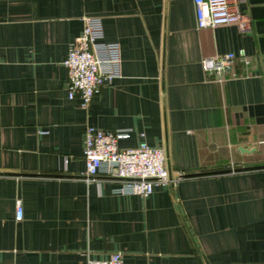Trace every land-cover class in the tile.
<instances>
[{"label":"crops","instance_id":"crops-1","mask_svg":"<svg viewBox=\"0 0 264 264\" xmlns=\"http://www.w3.org/2000/svg\"><path fill=\"white\" fill-rule=\"evenodd\" d=\"M231 4L245 31L196 28L192 0H0V264H264V0ZM84 16L121 58L85 108L61 65ZM225 52L250 63L217 81L200 60ZM86 124L143 133L182 177L145 198L86 183Z\"/></svg>","mask_w":264,"mask_h":264},{"label":"built area","instance_id":"built-area-1","mask_svg":"<svg viewBox=\"0 0 264 264\" xmlns=\"http://www.w3.org/2000/svg\"><path fill=\"white\" fill-rule=\"evenodd\" d=\"M196 28H213L235 25L245 31L248 23L244 15L231 4V0H192ZM249 65L250 58L244 53L225 52L203 56L200 67L221 81L222 74L232 71L236 61ZM61 65L65 70L66 97H77L80 106L86 107L99 89L121 75L120 47L115 41L103 39L99 17L84 16L82 28L68 44ZM40 133V130H38ZM42 132V131H41ZM135 146L119 148L117 141L129 136L128 130H103L86 124L83 131L82 179L95 181L99 175L117 180L113 189L118 194H134L142 198L151 194L154 186H174L182 177L181 172L171 176L167 167V155L163 148L148 145L139 133ZM13 219H22V206L14 200ZM85 264H122L119 251L110 252L104 258L86 257Z\"/></svg>","mask_w":264,"mask_h":264},{"label":"water","instance_id":"water-1","mask_svg":"<svg viewBox=\"0 0 264 264\" xmlns=\"http://www.w3.org/2000/svg\"><path fill=\"white\" fill-rule=\"evenodd\" d=\"M259 167V166H258Z\"/></svg>","mask_w":264,"mask_h":264}]
</instances>
